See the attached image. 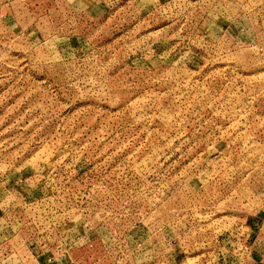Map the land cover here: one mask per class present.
<instances>
[{"label": "rangeland", "instance_id": "obj_1", "mask_svg": "<svg viewBox=\"0 0 264 264\" xmlns=\"http://www.w3.org/2000/svg\"><path fill=\"white\" fill-rule=\"evenodd\" d=\"M0 264H264V0H0Z\"/></svg>", "mask_w": 264, "mask_h": 264}]
</instances>
